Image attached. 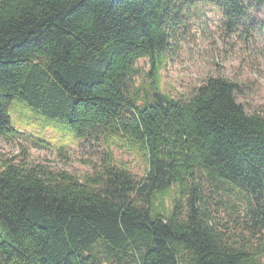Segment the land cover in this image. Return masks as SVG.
Returning <instances> with one entry per match:
<instances>
[{
    "label": "trees",
    "instance_id": "16d2710c",
    "mask_svg": "<svg viewBox=\"0 0 264 264\" xmlns=\"http://www.w3.org/2000/svg\"><path fill=\"white\" fill-rule=\"evenodd\" d=\"M207 6L236 32L255 28L264 0H0V136L52 146L14 128L21 105L68 127L57 142L105 154L81 175L23 150L0 165V264H264V114L221 74L179 99L157 77ZM116 147L144 160L143 176Z\"/></svg>",
    "mask_w": 264,
    "mask_h": 264
},
{
    "label": "rangeland",
    "instance_id": "374dc122",
    "mask_svg": "<svg viewBox=\"0 0 264 264\" xmlns=\"http://www.w3.org/2000/svg\"><path fill=\"white\" fill-rule=\"evenodd\" d=\"M255 28L227 30L220 10L215 6L197 8L185 27H180L181 36L170 42L166 57L158 70L160 89L173 99L187 98L194 88L209 76L221 74L238 85L235 97L247 112L264 114V9L254 19ZM137 67L143 84L150 79V64L139 59ZM12 125L16 130L42 137L52 146L37 148L29 141L15 137L11 140L0 136V165L8 159L20 160L25 151L33 164H43L54 170H67L77 175L91 172V162L99 164L104 157V148L94 141L83 139H57L70 137L67 126L36 124L33 112L21 105L9 109ZM115 160L124 162L138 178L144 175L147 166L143 159L127 150L113 149ZM15 156V157H14ZM228 212H221L227 218Z\"/></svg>",
    "mask_w": 264,
    "mask_h": 264
}]
</instances>
